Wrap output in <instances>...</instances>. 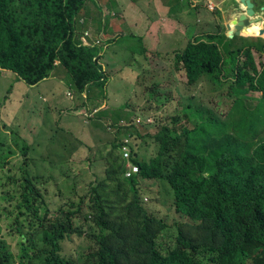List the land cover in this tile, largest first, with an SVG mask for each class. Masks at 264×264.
<instances>
[{
    "label": "trees",
    "instance_id": "obj_1",
    "mask_svg": "<svg viewBox=\"0 0 264 264\" xmlns=\"http://www.w3.org/2000/svg\"><path fill=\"white\" fill-rule=\"evenodd\" d=\"M89 3L101 16L95 0H0V74L12 72L28 87H35L60 66L77 92L88 96L94 92L97 100L108 101L109 79L116 72L104 62V55H98L101 47L81 42L95 21ZM236 39L220 28L199 33L171 62L185 74L188 88L231 100L224 117L189 104L198 117L193 123L160 122L156 134L144 136L131 122L133 127L125 136L133 144L121 138L123 126L110 125L117 138L100 155L128 184L133 194L129 217L133 218L131 213L138 217V230L130 223L116 228L106 217V194L101 189L107 187L109 177L96 179L98 183L79 201H71L61 191L62 202L54 208L45 197L43 187L48 181L30 175L24 164L19 190L0 196L6 201L3 211L13 217L12 232L19 234L11 248L2 237L0 219V264H264V54L252 45L235 49ZM141 49L145 57L150 54L143 44ZM159 58L155 61L164 65ZM258 93L261 96L256 98ZM255 99L259 104L251 108L249 102ZM131 107L127 102L121 109ZM140 120L146 129L157 125L148 123L147 117ZM148 137L156 146L152 156L140 152ZM124 147L130 153L128 160ZM32 148L22 149L24 159ZM5 156L0 155V162L8 166L10 158ZM129 163L137 165L139 172L127 178ZM147 182L160 187V191L150 190L154 197L147 194V198L154 199L164 190L176 218L192 221L198 236L188 234L193 226L189 230L175 219L171 227L168 215L144 206ZM74 235L90 243L89 251L75 258L63 251L65 241Z\"/></svg>",
    "mask_w": 264,
    "mask_h": 264
},
{
    "label": "rangeland",
    "instance_id": "obj_2",
    "mask_svg": "<svg viewBox=\"0 0 264 264\" xmlns=\"http://www.w3.org/2000/svg\"><path fill=\"white\" fill-rule=\"evenodd\" d=\"M191 1L179 0V6L176 7L177 1L172 0H95L100 13L104 15L105 21L99 17L101 24L114 25L117 28L113 30L115 34L112 33L114 34L112 39L104 40L105 36L100 37L101 39L95 38L92 31H86L88 33L86 38L90 43H95V46L102 48L104 62L110 66L115 61L124 60L117 67L118 71L114 69L117 74L115 73L109 79L107 89L110 99L106 100L107 103L97 100L94 92H89L93 102L89 100L88 95L85 97L83 93L77 92L72 87L66 71L60 66H57L56 71L51 74L53 77L51 76L50 80L37 87H28L12 72L3 71L0 74V155L6 157L5 155L8 154L11 163L7 166L0 162V169L7 166L5 170H0V196L4 191L19 190L21 177L26 173L21 170L24 164V169L30 175H37L43 177L42 180L48 181L43 188L46 189V199L54 208L62 202L61 191L71 201H79L91 189L93 183H98L96 179L104 180L109 177L107 187L101 189L105 192L104 195L106 194L104 196L106 217L116 228H127L130 223L134 230H138V217H134V213L130 214L133 218L129 217L128 207L133 203V194L129 191L128 184L120 179L117 169L112 172V169L108 168L100 155L101 150L116 141L117 130L114 126L110 127L109 122L113 119L114 124L117 125L118 118L115 112L111 111L104 115L103 121H99L97 115L110 110L108 108L122 111V105L127 102L133 106L123 111L124 122L118 124L124 128L121 131V138L124 137L123 141L130 143L125 133L127 129L133 127L131 122L138 125L140 132L146 136V134H156L159 131L160 122L164 125L169 124L173 119L181 123L185 121L193 123L198 120L194 114V108L188 109L189 104L201 105L217 116L224 117L227 114L231 109V100L226 101L223 96H218L216 93L206 95L200 92L199 88H188L184 80L185 74L172 67L171 62L174 60L175 53L186 46L185 33L182 32L185 31L186 26H190L189 31L196 30L195 36L199 33L219 30L217 21L220 17L218 13H214L216 11L210 10L213 3L199 0V6L197 5L194 9L192 8L194 2ZM89 7L91 12L93 8L95 9L92 3H89ZM209 11L214 14H212L211 22ZM118 12L121 13L117 15ZM187 13H189L188 16ZM227 13L230 23L240 16L232 9ZM144 25H150L154 30L148 32ZM161 26H166L171 33L172 29H176V32L164 37V29H159ZM244 30L252 33L250 28H244ZM150 33L152 37L149 36ZM141 44L148 48V54H150L147 57L143 55L145 49L140 50ZM262 45L263 43L253 47L260 51ZM234 48L236 49L235 46ZM159 56V59H163L164 65L155 61ZM121 81H127L132 85L120 84ZM70 90L76 92L73 99L66 95V92ZM259 96L261 93L256 94V98ZM73 100L77 107H82L77 117L75 111L64 112L68 107H75ZM249 103L251 108L259 104L257 99ZM140 115L142 118L147 117L148 123H154L153 125L157 123V125L148 129L142 127L139 124ZM92 117L95 118L91 119ZM11 121L14 128L10 126ZM143 143L140 152L145 156H152L156 151L153 139L148 137ZM31 146L33 148L28 151L29 158L24 159L22 149ZM73 148L78 151L71 153ZM10 178L15 179V182L10 181ZM144 185L148 188L145 189L143 186L142 193L146 197L143 204L149 211L161 216L168 215L166 218L171 227L175 219L183 222L185 228L189 230L193 226V230L188 234L198 236V227L192 221L176 218L178 215L172 207H169L164 190L154 199L147 198V194L154 197V192L150 190L160 191L158 184L147 182ZM65 199L63 198V202ZM5 204L6 201L0 198L2 237L13 248L18 242L19 234L15 235L12 232L13 217L7 214V210L3 211ZM12 205L11 203L9 206ZM175 230L174 227L172 231ZM89 247L87 238L74 235L65 241L63 251L75 258V255L87 253Z\"/></svg>",
    "mask_w": 264,
    "mask_h": 264
},
{
    "label": "crops",
    "instance_id": "obj_3",
    "mask_svg": "<svg viewBox=\"0 0 264 264\" xmlns=\"http://www.w3.org/2000/svg\"><path fill=\"white\" fill-rule=\"evenodd\" d=\"M172 1H175V0H172ZM204 2H211L213 3V6L215 8V10H211V11H216L214 13H218V16L220 18H218L219 20L217 22H219V25L218 27L220 29H222V31H225L227 36L229 37V34L231 33L230 30L228 29V24H230V22L228 21V11L230 9L234 10L235 13L241 15L242 13H244L246 10H245V7L240 3V0H202ZM198 2L199 0H197L193 5H192V8H196V6L198 5ZM251 2L254 4V10L256 12L255 14V19H261V21H259V23H255L253 24L252 26H250L249 28L252 29V33H247V31H241V34L239 36H236L234 35V37H238V39H236L235 41V47L236 48H244V47H249V46H258V44L260 45L261 43H263L262 45V53H264V0H251ZM178 5L179 6V1H177ZM199 6V5H198ZM179 8V7H178ZM96 10V12H94ZM197 10V9H196ZM170 11H172V9H170ZM94 13H92L93 15H95L94 17V22L91 23V26L89 29H87L86 31H92L93 35L95 38H99L101 39L100 37H103L105 36V38H103L104 40H107V39H112L114 38V28H117V26H110L108 24V26L106 25H103L101 24V22H99V17L102 18V21H105L104 19V15H101L98 13L96 7L95 9L93 8V11ZM199 12V11H198ZM210 12V11H209ZM121 12H118L117 15H119ZM181 12H179L180 14ZM210 17H209V21L211 22V18H212V12H210ZM189 13H187V16H188ZM214 15V14H213ZM215 20V19H213ZM184 22L187 23V20L184 19ZM179 24V23H177ZM180 25V24H179ZM147 27V31L149 32L150 30H154L153 27H151L150 25H144ZM182 26V25H181ZM157 28H158V25H157ZM164 29L165 31V36L164 37H167V36H170L172 35V33L176 32L175 30L176 29H172V33L170 32L169 29L166 28V26H161L159 27V29ZM166 28V29H165ZM248 28V29H249ZM190 30V26H186L185 27V31L183 30L182 32L185 33L184 34V37H185V41H188L189 39H192L195 35H196V30H193V31H189ZM158 32V30L156 31ZM114 33V34H112ZM150 37H152V33L149 34ZM166 42V41H165ZM163 42V43H165ZM186 44V43H185ZM161 46V44L159 45ZM255 49V48H254ZM261 51V50H260ZM256 54H259L258 52L255 51ZM261 53V52H260ZM124 60L123 59H120L119 62L115 61L114 63H112V65L110 66V68H116L115 70L118 71L117 67L120 65L121 62H123ZM157 63H160V61H156ZM132 72H134L132 70ZM127 76H129L128 74H126ZM53 77V76H52ZM51 78V77H50ZM50 78L46 79V81L50 80ZM139 78V77H138ZM45 82V81H44ZM43 82V83H44ZM120 84H128V85H132L131 83L127 82V81H121ZM71 91V90H70ZM73 93H76L74 90H73ZM66 95H67V92H66ZM74 98V97H73ZM95 98V97H94ZM89 100H91L90 96H89ZM94 100H91V102H93ZM74 100H73V106L75 107H72V108H66L64 110V112H67L69 110H71V112H76L75 113V116L77 117L78 116V111L82 108H79L77 107L75 104H74ZM95 104H97V102H94ZM107 103V102H105ZM104 105V104H103ZM84 106V105H82ZM119 108V107H118ZM110 109V111H114V109H111V108H108ZM116 111L119 112V114H115L116 116H118L117 118V122L118 124L121 122H124V118H123V115L125 114L123 111H120L118 109H115ZM79 115H80V112H79ZM70 116V114H69ZM81 116V115H80ZM95 117H92L91 119H94ZM99 121H103L104 120V117L103 118H98ZM113 119H110V124H113ZM90 125V124H89ZM111 127V126H110ZM65 145V144H64ZM78 150L76 148H73L71 150V153H76Z\"/></svg>",
    "mask_w": 264,
    "mask_h": 264
},
{
    "label": "water",
    "instance_id": "obj_4",
    "mask_svg": "<svg viewBox=\"0 0 264 264\" xmlns=\"http://www.w3.org/2000/svg\"><path fill=\"white\" fill-rule=\"evenodd\" d=\"M240 3L245 7L246 11L228 24V29L231 32L229 37H233L234 35L239 36L244 28H249L253 24L261 21V19H255L256 12L254 10V4L251 0H240Z\"/></svg>",
    "mask_w": 264,
    "mask_h": 264
},
{
    "label": "built area",
    "instance_id": "obj_5",
    "mask_svg": "<svg viewBox=\"0 0 264 264\" xmlns=\"http://www.w3.org/2000/svg\"><path fill=\"white\" fill-rule=\"evenodd\" d=\"M211 10L214 9V6L213 7H210ZM86 36H88V33L86 32L85 35L82 37V44L85 45V46H90V45H94L95 46V43H90ZM97 44V43H96ZM68 95L72 98V93L69 92ZM139 121V120H138ZM125 143H128V141H126ZM123 156L125 159H129L130 158V153H129V150L127 147H124L123 149ZM139 172V167L137 165H128V171L125 173V176L127 178H130L132 177L134 174H137Z\"/></svg>",
    "mask_w": 264,
    "mask_h": 264
},
{
    "label": "clouds",
    "instance_id": "obj_6",
    "mask_svg": "<svg viewBox=\"0 0 264 264\" xmlns=\"http://www.w3.org/2000/svg\"><path fill=\"white\" fill-rule=\"evenodd\" d=\"M210 10H211V9H210ZM213 10H214V9H213ZM102 41H104V40H102ZM260 52L262 53V50H261ZM263 54H264V53H263ZM98 55H103V52H102V51L99 52ZM45 81H46V80H45ZM43 82H44V81H43ZM43 82H41V83H43ZM41 83H40V84H41ZM40 84H39V85H40ZM39 85H37V86H39ZM37 86H35V87H37ZM69 92L72 93V98L68 95ZM84 95H85V97H86L87 94H84ZM67 96H68L70 99H73L74 93H73L72 91H67ZM110 125H111V124H110ZM110 125H109V126H110Z\"/></svg>",
    "mask_w": 264,
    "mask_h": 264
}]
</instances>
